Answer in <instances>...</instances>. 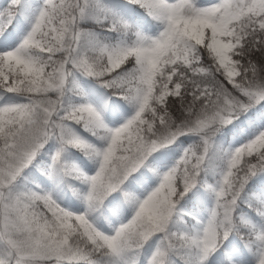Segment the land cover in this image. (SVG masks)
Wrapping results in <instances>:
<instances>
[{
	"label": "snow or ice",
	"instance_id": "snow-or-ice-1",
	"mask_svg": "<svg viewBox=\"0 0 264 264\" xmlns=\"http://www.w3.org/2000/svg\"><path fill=\"white\" fill-rule=\"evenodd\" d=\"M0 264H264V0H4Z\"/></svg>",
	"mask_w": 264,
	"mask_h": 264
},
{
	"label": "trees",
	"instance_id": "trees-1",
	"mask_svg": "<svg viewBox=\"0 0 264 264\" xmlns=\"http://www.w3.org/2000/svg\"><path fill=\"white\" fill-rule=\"evenodd\" d=\"M4 3V0H0V4H3Z\"/></svg>",
	"mask_w": 264,
	"mask_h": 264
}]
</instances>
